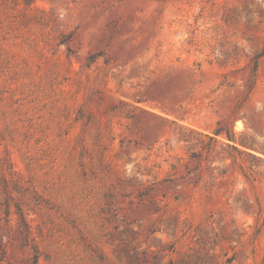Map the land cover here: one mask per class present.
<instances>
[{
    "label": "rangeland",
    "instance_id": "rangeland-1",
    "mask_svg": "<svg viewBox=\"0 0 264 264\" xmlns=\"http://www.w3.org/2000/svg\"><path fill=\"white\" fill-rule=\"evenodd\" d=\"M263 41L264 0H0V264H264Z\"/></svg>",
    "mask_w": 264,
    "mask_h": 264
},
{
    "label": "trees",
    "instance_id": "trees-1",
    "mask_svg": "<svg viewBox=\"0 0 264 264\" xmlns=\"http://www.w3.org/2000/svg\"><path fill=\"white\" fill-rule=\"evenodd\" d=\"M262 55L264 56V41H263V49H262ZM250 87H248V91H246L245 93V97H247V95L249 94V90H250ZM214 135L215 136H223L224 138H226L228 141H233V137H234V132L232 130L231 127H222V128H218L215 130L214 132ZM208 257H211L212 261H213V256H208Z\"/></svg>",
    "mask_w": 264,
    "mask_h": 264
}]
</instances>
